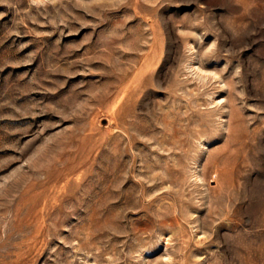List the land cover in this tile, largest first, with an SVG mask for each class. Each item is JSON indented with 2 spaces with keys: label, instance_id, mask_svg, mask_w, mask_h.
<instances>
[{
  "label": "rangeland",
  "instance_id": "1",
  "mask_svg": "<svg viewBox=\"0 0 264 264\" xmlns=\"http://www.w3.org/2000/svg\"><path fill=\"white\" fill-rule=\"evenodd\" d=\"M0 264H264V0H0Z\"/></svg>",
  "mask_w": 264,
  "mask_h": 264
}]
</instances>
